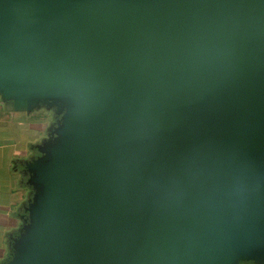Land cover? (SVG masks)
<instances>
[{
	"label": "water",
	"instance_id": "water-1",
	"mask_svg": "<svg viewBox=\"0 0 264 264\" xmlns=\"http://www.w3.org/2000/svg\"><path fill=\"white\" fill-rule=\"evenodd\" d=\"M0 99L59 116L4 264H264V0H0Z\"/></svg>",
	"mask_w": 264,
	"mask_h": 264
},
{
	"label": "crops",
	"instance_id": "crops-1",
	"mask_svg": "<svg viewBox=\"0 0 264 264\" xmlns=\"http://www.w3.org/2000/svg\"><path fill=\"white\" fill-rule=\"evenodd\" d=\"M58 119L52 109L14 111L0 99V264L10 259L12 239L27 215L31 188L24 164L39 156L35 146L49 137Z\"/></svg>",
	"mask_w": 264,
	"mask_h": 264
}]
</instances>
